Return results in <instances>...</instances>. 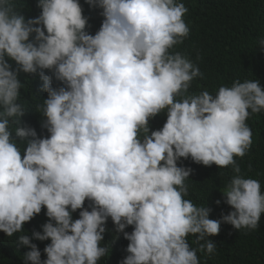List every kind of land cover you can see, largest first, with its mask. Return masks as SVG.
Returning a JSON list of instances; mask_svg holds the SVG:
<instances>
[{
	"label": "clouds",
	"instance_id": "9594fccd",
	"mask_svg": "<svg viewBox=\"0 0 264 264\" xmlns=\"http://www.w3.org/2000/svg\"><path fill=\"white\" fill-rule=\"evenodd\" d=\"M84 3L102 17L94 34L81 0H35L36 16L0 0V232L29 249L23 264H101L111 220L128 241L119 264H200L222 223L254 230L264 213L261 181L236 159L252 146L246 121L264 111V86L191 90L205 77L199 54L177 50L190 35L183 0ZM33 112L39 131L25 120ZM189 159L231 170L218 219L186 198Z\"/></svg>",
	"mask_w": 264,
	"mask_h": 264
},
{
	"label": "trees",
	"instance_id": "16d2710c",
	"mask_svg": "<svg viewBox=\"0 0 264 264\" xmlns=\"http://www.w3.org/2000/svg\"><path fill=\"white\" fill-rule=\"evenodd\" d=\"M189 9L185 20L190 28V35L177 50L191 53L193 59L197 54L204 79L197 78L192 83V91L203 86L209 91H215L221 84H231L234 79H259L264 86V51L260 50L258 38L264 37V0H183ZM25 16H36L39 9L35 0H16ZM85 14L91 17L90 31L94 34L100 27L102 17L98 10L92 11L81 0ZM24 79V74L21 75ZM40 81L32 84L33 91L41 96L46 93L39 91ZM31 90V81L26 85ZM31 98V94H27ZM34 101L29 100V105ZM166 119L165 115L157 117L152 122L153 128L161 127ZM29 123L39 131L40 115L30 113L25 117ZM246 123L253 132L252 146L243 157H237L242 171L246 176L258 179L264 191V111L252 114ZM251 163L252 170L248 165ZM183 164L194 169V173L186 183L190 185L189 196L198 206H210L213 212L210 218L218 219L222 212L230 211L228 205L223 203L221 192L231 178L230 168L219 169L216 165L204 167L193 163L190 159ZM221 199V204L215 202ZM78 217V213H74ZM43 212L31 223L25 225L26 231L39 229L46 221ZM107 227L110 231L105 236V242L110 244L109 254L103 258L101 264H119L125 255L124 249L128 241L122 235L114 239L113 224L109 220ZM131 231V228L127 229ZM16 237H7L0 232V264H23V253L29 249L14 245ZM192 247L195 236L188 237ZM212 239L216 243L213 254L198 253L200 264H264V213L261 215L257 229H234L230 224L222 223L221 232ZM41 250L48 242L34 241Z\"/></svg>",
	"mask_w": 264,
	"mask_h": 264
}]
</instances>
